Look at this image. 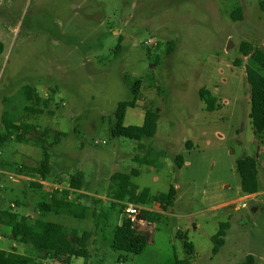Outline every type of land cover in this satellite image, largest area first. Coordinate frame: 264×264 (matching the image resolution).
<instances>
[{
	"label": "rangeland",
	"instance_id": "374dc122",
	"mask_svg": "<svg viewBox=\"0 0 264 264\" xmlns=\"http://www.w3.org/2000/svg\"><path fill=\"white\" fill-rule=\"evenodd\" d=\"M236 8L242 9L241 20L231 18ZM241 42L263 47L264 0H0V132L6 112L16 124L61 133L48 150L44 186L69 187L71 176L81 173L71 203L85 216L37 212V205L49 199L47 190L30 185L41 183L30 172L43 158L33 144L36 135L28 143L14 137L0 150V212L27 217L30 224L41 219L88 232L89 257L68 264H174L175 254L181 258L173 241L180 229L188 230L195 248L191 264H242L247 256L253 264H264V132H251L244 70L250 67L263 77L264 71L242 57ZM134 82H139L137 100L126 109L122 124L141 126L145 107L152 105L156 132L141 143L165 153L156 160L158 169L133 162L139 152L136 141L110 135L117 105L131 100L128 84ZM23 86L49 98L48 107H31L24 116ZM200 88L220 107L205 112ZM185 141L192 151H185ZM51 142L47 136L45 144ZM176 155L183 157L181 168L173 164ZM244 157L257 161V194L252 197L240 193L234 166ZM131 169L139 172L132 179L137 192L175 191L166 212L151 203L139 205L143 223L137 233L146 245L136 256L109 245L127 205L113 200L109 178ZM240 195L243 205L230 203L237 204V211L225 244L211 257L209 231L201 228L204 213ZM159 212L157 223H147V213ZM9 230L10 224H0V251L36 259L31 247L8 236Z\"/></svg>",
	"mask_w": 264,
	"mask_h": 264
},
{
	"label": "trees",
	"instance_id": "16d2710c",
	"mask_svg": "<svg viewBox=\"0 0 264 264\" xmlns=\"http://www.w3.org/2000/svg\"><path fill=\"white\" fill-rule=\"evenodd\" d=\"M233 20H241L243 13L241 8H236L231 12ZM170 47V48H169ZM173 43H169L166 53L172 52ZM3 45L0 43V54ZM239 53L242 57L249 58L258 68L264 71V47H257L247 42H241L239 45ZM234 64H238L236 61ZM246 84L249 88V113L250 128L253 135H260L264 132V77L256 70L246 67L245 70ZM127 82V79L124 78ZM131 92V100L127 103H120L115 110V125L110 130L112 137L125 138L136 141L137 150L139 151L133 158V162L139 166H150L158 169L156 160L164 157L165 153L153 151L149 146L141 143L144 140L151 139L155 135L158 115L154 111L152 105L146 106L144 111L143 122L141 126H123V118L127 108H134L138 95L139 82L128 84ZM20 92L25 100L24 116L29 113L31 107L44 106L48 107L50 99H41L35 89L29 86L20 88ZM199 100L204 105L205 112H213L220 106L217 105L215 99L209 91L200 88L197 91ZM2 131L0 132V150L8 144L14 137L18 143H28L31 141L29 136H38L33 140V144L42 150L43 158L39 163V167L31 169L40 177L43 182L49 174L48 170V150L57 145L61 138V133L53 132L47 128L39 129L32 123H19L9 116L8 113L1 115ZM52 136V142L45 144V138ZM185 151H192L193 147L190 142H184ZM176 168L183 166V157L176 155L173 159ZM235 170L239 176V190L243 195H254L257 192V161L254 157L239 158L235 161ZM20 175V174H19ZM137 169H131L128 174L114 173L110 176V189L112 198L115 202L146 205L151 203L152 206L160 212H166L174 203L175 191L170 188L167 193L149 195L147 189L137 192V188L133 185L132 179L138 177ZM83 177L81 173L71 176L69 188L79 191ZM31 187L47 190L45 196L49 201L39 203L37 205L38 213H55L63 214L69 217L82 220L85 216L84 209L78 204H72L63 199L58 192L52 187H45L39 183H30ZM44 190V191H45ZM68 191H64L63 195H67ZM125 207H122L124 209ZM237 211V204H228L215 210L204 213L201 221L203 231H209L207 239L211 243L210 256H215L225 244V236L229 229V220ZM147 213L146 221L149 224L157 223L161 214ZM0 224H10L8 236L15 242L32 246L37 253L36 259H31L14 251H0V264H35L37 260L55 261L60 260L63 264H68L72 258L87 259L89 252L87 250L90 234L88 232L79 233L75 229H68L59 224L35 219L32 224L29 223L27 217L15 216L0 212ZM181 249V258L175 254L174 264H191L195 260V248L189 240L188 230H178L173 238ZM110 248L117 252H123L131 255H139L142 253L146 245V238L137 233V230L131 228V225L122 217L121 224L115 227L110 233ZM122 260V259H121ZM242 264H253V258L247 256Z\"/></svg>",
	"mask_w": 264,
	"mask_h": 264
},
{
	"label": "built area",
	"instance_id": "2783aa9c",
	"mask_svg": "<svg viewBox=\"0 0 264 264\" xmlns=\"http://www.w3.org/2000/svg\"><path fill=\"white\" fill-rule=\"evenodd\" d=\"M40 184L44 185L45 183L41 182ZM54 189L58 192L59 195H61L63 197V199L65 201H67V202L72 201L71 194L73 192H75V190H72L69 187H65L62 184L55 185ZM64 191H68V194L65 196L63 195ZM121 215L126 221H128L130 223L131 228L134 230L139 229V227L143 223V221L140 217L141 216V207L139 205L127 204L125 206V208L123 209V212ZM27 247H31L33 249L32 246H27Z\"/></svg>",
	"mask_w": 264,
	"mask_h": 264
},
{
	"label": "crops",
	"instance_id": "0c3cea01",
	"mask_svg": "<svg viewBox=\"0 0 264 264\" xmlns=\"http://www.w3.org/2000/svg\"><path fill=\"white\" fill-rule=\"evenodd\" d=\"M52 186H55V185H52ZM257 194V193H256ZM256 194H254V195H245V196H249V197H252V196H255ZM241 199H245V197H243L242 195H240V196H238L235 200H232V201H230V202H225V203H221V204H218L217 206H215L214 208H218V207H222V206H225V205H228V204H230V203H232V202H238L239 201V203H240V205H243L242 203V200ZM37 254V253H36Z\"/></svg>",
	"mask_w": 264,
	"mask_h": 264
},
{
	"label": "water",
	"instance_id": "95a60500",
	"mask_svg": "<svg viewBox=\"0 0 264 264\" xmlns=\"http://www.w3.org/2000/svg\"><path fill=\"white\" fill-rule=\"evenodd\" d=\"M263 47H264V44H263Z\"/></svg>",
	"mask_w": 264,
	"mask_h": 264
}]
</instances>
